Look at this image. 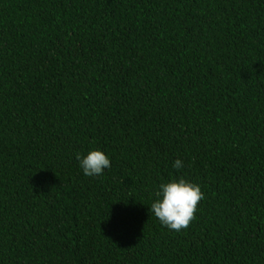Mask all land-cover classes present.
I'll use <instances>...</instances> for the list:
<instances>
[{"label": "trees", "instance_id": "trees-1", "mask_svg": "<svg viewBox=\"0 0 264 264\" xmlns=\"http://www.w3.org/2000/svg\"><path fill=\"white\" fill-rule=\"evenodd\" d=\"M0 264H264V0H0Z\"/></svg>", "mask_w": 264, "mask_h": 264}, {"label": "clouds", "instance_id": "clouds-1", "mask_svg": "<svg viewBox=\"0 0 264 264\" xmlns=\"http://www.w3.org/2000/svg\"><path fill=\"white\" fill-rule=\"evenodd\" d=\"M79 167L87 177H98L105 169L111 168V160L100 149L90 150L86 155L76 154ZM184 167L182 160L177 159L173 168L180 170ZM204 198V193L198 183L184 177H173L159 184L154 194L149 211L159 220L162 226L179 232L189 226L195 218L197 204Z\"/></svg>", "mask_w": 264, "mask_h": 264}]
</instances>
